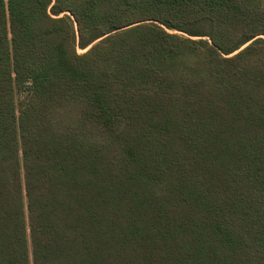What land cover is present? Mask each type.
Wrapping results in <instances>:
<instances>
[{
  "label": "trees",
  "instance_id": "obj_1",
  "mask_svg": "<svg viewBox=\"0 0 264 264\" xmlns=\"http://www.w3.org/2000/svg\"><path fill=\"white\" fill-rule=\"evenodd\" d=\"M0 264H264V0H0Z\"/></svg>",
  "mask_w": 264,
  "mask_h": 264
}]
</instances>
